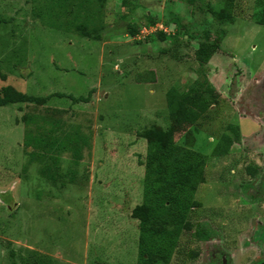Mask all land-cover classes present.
Wrapping results in <instances>:
<instances>
[{
	"label": "rangeland",
	"instance_id": "374dc122",
	"mask_svg": "<svg viewBox=\"0 0 264 264\" xmlns=\"http://www.w3.org/2000/svg\"><path fill=\"white\" fill-rule=\"evenodd\" d=\"M227 7L230 18L211 12ZM259 9L258 0H0V89L42 99L0 105V264H137L138 220L131 214L142 202L141 135L171 126L179 151L203 155V180L195 183L197 205L188 207L176 247L165 263L153 264H258ZM174 93L181 96L169 104ZM187 95L199 102L187 104ZM51 127L57 138H77L68 147L79 146L76 164L74 148L57 155L53 177L50 153L26 145ZM222 135L231 144L214 155Z\"/></svg>",
	"mask_w": 264,
	"mask_h": 264
},
{
	"label": "trees",
	"instance_id": "16d2710c",
	"mask_svg": "<svg viewBox=\"0 0 264 264\" xmlns=\"http://www.w3.org/2000/svg\"><path fill=\"white\" fill-rule=\"evenodd\" d=\"M103 2V0H97ZM125 3L124 1H122ZM230 6L232 0H227ZM260 6V12L257 15V23L264 26V0H258ZM230 9L227 7L225 10L213 12L218 19L230 18ZM150 19V24H154L155 21L151 20V16L147 15ZM128 35L133 37L135 35L136 27L135 23H127ZM179 33L178 30L176 31ZM158 33V32H157ZM184 34V33H183ZM151 36V35H150ZM149 36V38H150ZM157 37L161 40L167 39V36L159 31ZM220 37V36H219ZM205 44L208 41H203ZM202 43V42H201ZM200 43V44H201ZM211 43V42H210ZM211 46V45H209ZM205 45V47H209ZM202 47V46H201ZM218 48L212 45L209 51H205L203 61L209 59L212 53ZM198 47L195 49L197 54ZM0 92V105L11 104L16 102H31L42 101L35 96H29L22 92H19L9 85L1 87ZM55 95H63L62 93H56ZM72 100L85 101L84 97H73L67 94ZM179 94L174 93L169 104L177 99ZM198 96L187 95L184 101L189 105L199 102ZM172 111H170L171 114ZM49 123L52 126H57L51 118ZM149 129L142 132L141 136L147 139V151L144 158V181L142 186V202L136 206L131 216L138 220V244H137V264H153L154 261L165 263L170 257L172 250L176 247L177 238L180 230L186 225L185 214L189 206L193 207L197 205V202L191 199V194L194 191L196 181H202V171L200 165L203 163V155L192 150L179 151L173 139L174 129L171 126L167 130L159 128ZM54 129L49 128L45 136L40 138L30 137L27 139L26 145L31 148L41 149L43 154L50 153L52 158L50 168H53V174L57 176L58 170L57 155L62 152L73 150V156L75 157L74 164L77 163L79 156V146L71 147L68 142L70 140H77L70 138L69 134H65L64 137L57 138L54 135ZM236 133V131H234ZM236 135V134H235ZM227 135H222L220 140L216 142L211 153L214 155H223L227 152L231 141ZM84 142V139L82 140ZM31 144V145H29ZM69 174L70 173H65Z\"/></svg>",
	"mask_w": 264,
	"mask_h": 264
},
{
	"label": "flooded vegetation",
	"instance_id": "af4514ba",
	"mask_svg": "<svg viewBox=\"0 0 264 264\" xmlns=\"http://www.w3.org/2000/svg\"><path fill=\"white\" fill-rule=\"evenodd\" d=\"M263 256V255H262ZM258 264H264V257L263 258H260V261Z\"/></svg>",
	"mask_w": 264,
	"mask_h": 264
}]
</instances>
